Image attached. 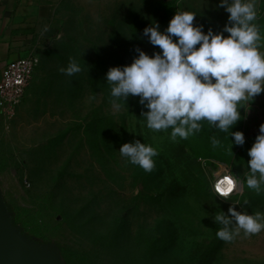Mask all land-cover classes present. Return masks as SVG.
I'll return each mask as SVG.
<instances>
[{
    "label": "rangeland",
    "instance_id": "rangeland-1",
    "mask_svg": "<svg viewBox=\"0 0 264 264\" xmlns=\"http://www.w3.org/2000/svg\"><path fill=\"white\" fill-rule=\"evenodd\" d=\"M256 10L264 53V0ZM179 11L196 13L193 24L205 32L228 22L219 0H58L26 98L12 116H0V190L13 221L20 218L14 225L67 248L77 264H264V231L225 242L214 221L230 206L264 213V185L256 192L246 183L264 92L239 108L242 119L231 131L243 132L245 143L232 146L234 138L207 121L173 141L171 129L146 126L138 96L110 95L107 70L130 64L137 48L160 51L143 30L155 21L164 31ZM70 61L82 70L68 76L59 69ZM135 140L158 152L150 172L119 153ZM205 157L235 169V196L212 191L217 168Z\"/></svg>",
    "mask_w": 264,
    "mask_h": 264
},
{
    "label": "clouds",
    "instance_id": "clouds-1",
    "mask_svg": "<svg viewBox=\"0 0 264 264\" xmlns=\"http://www.w3.org/2000/svg\"><path fill=\"white\" fill-rule=\"evenodd\" d=\"M219 6L229 14L222 31L205 32L203 25L193 24L196 13L176 12L164 31L155 21L143 30L160 51L149 55L137 48L138 55L130 64L110 67L106 72L110 95L124 101L138 96L139 103L148 109L141 114L146 126L154 131L171 129L173 141L187 139L207 121L234 138L231 146L243 145V132L231 131L242 119L239 108L264 92V53L259 50L262 36L254 23L256 0H219ZM81 70L75 61L59 69L68 76ZM219 143L213 139V145ZM119 153L146 172L154 168L153 157L158 155L154 147L140 140L123 143ZM247 154V186L260 192L264 185V123ZM236 187L235 179L224 176L215 190L227 199ZM214 221L222 226L216 236L225 242L241 232L251 236L264 231V213L248 214L232 206L227 214L216 213Z\"/></svg>",
    "mask_w": 264,
    "mask_h": 264
},
{
    "label": "crops",
    "instance_id": "crops-1",
    "mask_svg": "<svg viewBox=\"0 0 264 264\" xmlns=\"http://www.w3.org/2000/svg\"><path fill=\"white\" fill-rule=\"evenodd\" d=\"M57 3L58 0H0V75L8 61L48 44ZM27 92L28 89L22 103Z\"/></svg>",
    "mask_w": 264,
    "mask_h": 264
},
{
    "label": "built area",
    "instance_id": "built-area-1",
    "mask_svg": "<svg viewBox=\"0 0 264 264\" xmlns=\"http://www.w3.org/2000/svg\"><path fill=\"white\" fill-rule=\"evenodd\" d=\"M38 64L39 55L35 49L28 50L24 56L6 63L0 75V116L9 117L14 114L25 97ZM208 162L217 168L213 173L212 191L217 194L215 185L227 175L237 181V187L228 198L236 195L240 190V181L235 172L226 163L212 159ZM25 182L29 184L28 181Z\"/></svg>",
    "mask_w": 264,
    "mask_h": 264
},
{
    "label": "water",
    "instance_id": "water-1",
    "mask_svg": "<svg viewBox=\"0 0 264 264\" xmlns=\"http://www.w3.org/2000/svg\"><path fill=\"white\" fill-rule=\"evenodd\" d=\"M14 224L0 190V264H66L58 246L36 241Z\"/></svg>",
    "mask_w": 264,
    "mask_h": 264
},
{
    "label": "trees",
    "instance_id": "trees-1",
    "mask_svg": "<svg viewBox=\"0 0 264 264\" xmlns=\"http://www.w3.org/2000/svg\"><path fill=\"white\" fill-rule=\"evenodd\" d=\"M136 39H138V37H135ZM134 43H136L135 42V40H134ZM37 68V67H36ZM205 159L208 161V160H216V161H220V162H223V163H225L224 161H221V160H219V159H216L215 157H205ZM210 163V162H209ZM227 164V163H226ZM231 168V167H230ZM231 170L232 171H234L235 172V174H236V171H235V169H232L231 168ZM237 175V174H236ZM235 196V195H234ZM19 216L18 215H14V222H19ZM60 251H61V253H62V256L64 257V259H65V261H66V263L67 264H77L78 263V261L75 259V258H73L72 257V255H71V253L68 251V249L67 248H65V247H61V249H60Z\"/></svg>",
    "mask_w": 264,
    "mask_h": 264
},
{
    "label": "bare ground",
    "instance_id": "bare-ground-1",
    "mask_svg": "<svg viewBox=\"0 0 264 264\" xmlns=\"http://www.w3.org/2000/svg\"><path fill=\"white\" fill-rule=\"evenodd\" d=\"M227 176V175H226Z\"/></svg>",
    "mask_w": 264,
    "mask_h": 264
}]
</instances>
